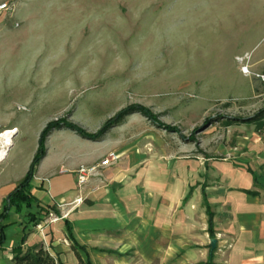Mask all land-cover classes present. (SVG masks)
Listing matches in <instances>:
<instances>
[{
    "label": "rangeland",
    "instance_id": "rangeland-1",
    "mask_svg": "<svg viewBox=\"0 0 264 264\" xmlns=\"http://www.w3.org/2000/svg\"><path fill=\"white\" fill-rule=\"evenodd\" d=\"M35 1L32 18L0 32V117L21 131L16 174L50 123L96 134L136 104L176 130L133 113L98 141L63 127L54 143L64 139L78 155L67 135L89 146L105 140L121 164L170 171L179 161L202 173L206 161L237 166L254 124L224 122L264 110V84L238 61L248 56L252 73L264 71V0Z\"/></svg>",
    "mask_w": 264,
    "mask_h": 264
},
{
    "label": "crops",
    "instance_id": "crops-1",
    "mask_svg": "<svg viewBox=\"0 0 264 264\" xmlns=\"http://www.w3.org/2000/svg\"><path fill=\"white\" fill-rule=\"evenodd\" d=\"M2 2H12L15 10L0 18V32L32 18L26 13L36 6L35 0ZM0 134L1 213L4 200L26 177L37 153L16 174L21 131L0 117ZM67 137L78 142L80 153L74 155L64 139L55 144L54 132L47 138L45 156L31 181V194L39 204L21 212L12 209L2 221L0 264L11 263L12 249L25 234V247L44 243L59 255L61 264H78L66 221L93 264H264V128L258 132L254 125L244 137L237 166L206 161L202 173L192 161H179L170 171L166 165L121 164L119 159L83 188L77 184L80 165H95L117 151L105 140L89 146L75 135ZM29 213L40 222L52 215L58 221L48 222L42 234L29 221Z\"/></svg>",
    "mask_w": 264,
    "mask_h": 264
},
{
    "label": "trees",
    "instance_id": "trees-1",
    "mask_svg": "<svg viewBox=\"0 0 264 264\" xmlns=\"http://www.w3.org/2000/svg\"><path fill=\"white\" fill-rule=\"evenodd\" d=\"M133 113H140L149 119L151 122L155 123L158 126H163L167 130H176L170 126L162 125L158 122L157 117L150 111V109L142 106V105H132L127 109L120 112L117 116L108 121V123L96 134H90L86 132L83 128L79 127L74 123H70L63 120H58L50 123L46 129L43 131L40 139V145L38 148L37 156L33 159L30 169L26 175V177L17 185V187L9 194V197L4 200L3 210L0 213V247L4 244L5 240V232L4 226L2 225V221L8 217L9 212L12 209H15L17 212H21L25 206H31L33 204H39L38 200L31 194V181L34 178L36 167L40 163L41 159L45 156L46 153V142L47 138L51 135V133L55 129L68 127L69 129L77 132L81 136L91 139L97 140L101 138L108 130L113 128L116 124L121 122L125 116ZM239 122L242 123H250L255 125V129L258 132H261L264 128V110L257 114L254 117L248 119H229L224 122L226 126L234 125ZM209 212V209H208ZM29 221L33 223L35 226L40 222V219L37 216L29 213L28 214ZM67 234L68 239L72 244V250L75 253V256L78 260V264H93L91 259L88 257L86 248L79 245V243L75 240L72 227L69 222L66 221ZM209 230L213 235V214L209 213ZM27 240V235L25 234L22 238V243L14 247L12 249L13 258L10 264H61L60 258L58 254H53L48 247L45 246L44 243L32 245L25 247V242Z\"/></svg>",
    "mask_w": 264,
    "mask_h": 264
},
{
    "label": "built area",
    "instance_id": "built-area-1",
    "mask_svg": "<svg viewBox=\"0 0 264 264\" xmlns=\"http://www.w3.org/2000/svg\"><path fill=\"white\" fill-rule=\"evenodd\" d=\"M14 5L12 2H2L0 3V18L4 14H10L14 12ZM20 24L16 23V26L18 27ZM249 57L248 56H242L238 57V61L241 64V72L244 75H253L255 76L261 83L264 84V71L259 73H252L251 66L249 64ZM1 135V134H0ZM120 158V156L115 153L111 152L107 157L102 159L99 163L95 165H80V167L77 169L76 176H77V184L80 186L79 188H83L88 182L96 177H100L102 174V170L111 167L115 164ZM58 221V217H55L52 215V217L49 219H45L43 222H40L37 225V230L40 231V233H44V230L46 226L48 225V222H55Z\"/></svg>",
    "mask_w": 264,
    "mask_h": 264
},
{
    "label": "water",
    "instance_id": "water-1",
    "mask_svg": "<svg viewBox=\"0 0 264 264\" xmlns=\"http://www.w3.org/2000/svg\"><path fill=\"white\" fill-rule=\"evenodd\" d=\"M216 245H217V241L215 239H213L211 241V247H212L213 250L216 248Z\"/></svg>",
    "mask_w": 264,
    "mask_h": 264
},
{
    "label": "bare ground",
    "instance_id": "bare-ground-1",
    "mask_svg": "<svg viewBox=\"0 0 264 264\" xmlns=\"http://www.w3.org/2000/svg\"><path fill=\"white\" fill-rule=\"evenodd\" d=\"M2 153V152H1Z\"/></svg>",
    "mask_w": 264,
    "mask_h": 264
}]
</instances>
